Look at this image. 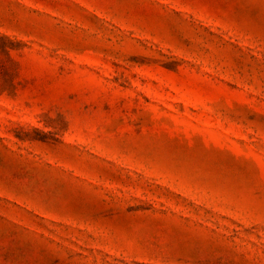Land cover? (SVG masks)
Listing matches in <instances>:
<instances>
[{"label": "rangeland", "instance_id": "1", "mask_svg": "<svg viewBox=\"0 0 264 264\" xmlns=\"http://www.w3.org/2000/svg\"><path fill=\"white\" fill-rule=\"evenodd\" d=\"M0 264H264V0H0Z\"/></svg>", "mask_w": 264, "mask_h": 264}]
</instances>
